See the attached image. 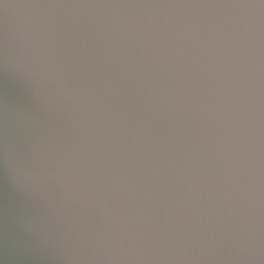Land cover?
I'll list each match as a JSON object with an SVG mask.
<instances>
[{"label": "water", "instance_id": "95a60500", "mask_svg": "<svg viewBox=\"0 0 264 264\" xmlns=\"http://www.w3.org/2000/svg\"><path fill=\"white\" fill-rule=\"evenodd\" d=\"M0 264H264V0H0Z\"/></svg>", "mask_w": 264, "mask_h": 264}]
</instances>
